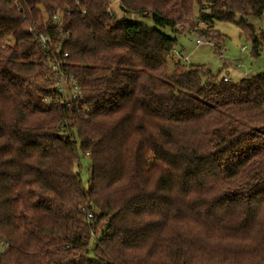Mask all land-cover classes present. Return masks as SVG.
I'll return each instance as SVG.
<instances>
[{"label":"trees","instance_id":"16d2710c","mask_svg":"<svg viewBox=\"0 0 264 264\" xmlns=\"http://www.w3.org/2000/svg\"><path fill=\"white\" fill-rule=\"evenodd\" d=\"M136 14L176 32L198 17L219 47L233 22L264 51L248 22L264 0H0V264H264V72L226 82L174 60L177 40ZM31 25L84 102L47 101Z\"/></svg>","mask_w":264,"mask_h":264},{"label":"rangeland","instance_id":"374dc122","mask_svg":"<svg viewBox=\"0 0 264 264\" xmlns=\"http://www.w3.org/2000/svg\"><path fill=\"white\" fill-rule=\"evenodd\" d=\"M116 5V2L111 4L112 6ZM39 8L43 12V21L47 22L51 19L50 12H47L41 4L38 5ZM195 12L198 13L197 8L195 9ZM56 14L59 18L60 24H63V22H66L67 16L69 14L68 10H65V8L61 9L59 8L57 11L53 13ZM138 16V17H137ZM137 17V21L146 27L153 29L157 28L161 32H163L165 35L176 39V45L175 50L179 52L180 55H188L192 64L197 65H204L208 69L211 70V72L215 75L218 74L219 79L225 75L229 76L231 78V81L234 82L240 81L244 77H247L242 73L243 70H248L250 75H257L261 72H264V51L261 53V55L257 57H253L251 55V42L246 38L245 35L241 34V31L239 27L233 23V22H224L219 21L216 22L214 28L218 29L222 34L225 35V42L220 47V54L223 55L221 57L218 53L215 52V50L209 46H199L196 44L195 40L197 38L198 34H201L202 31L205 29L206 25H204L202 22L198 23V17L195 19L197 31H190L188 26H184L185 29L184 32H176L171 27L165 26L160 27L158 26L153 18L151 16L148 17H141V14H136L135 18ZM42 21H36L35 23L37 25H41ZM248 22L253 24V26L256 28L257 32H264V15L262 16H253L248 17ZM194 23V24H195ZM63 26V25H60ZM180 29V28H178ZM181 30V29H180ZM213 41H217L215 39H212ZM218 45V44H217ZM246 46L247 50L245 52H241V47ZM178 54L173 55V59L180 60L181 57ZM180 58V59H179ZM237 59H240L244 66L240 70H235L234 68L226 67L229 63L233 64ZM184 63V62H183ZM187 64V63H185ZM50 67V63H49ZM50 76L55 81L52 73H50ZM45 78V77H44ZM44 78H40V81L45 80ZM53 87H55V82L53 84ZM82 155V154H81ZM90 175H91V160L88 156H82L80 161V177L82 185L85 189H88L90 184ZM95 240L92 241L90 244V249L93 248ZM5 248V245L3 243H0V252Z\"/></svg>","mask_w":264,"mask_h":264},{"label":"built area","instance_id":"2783aa9c","mask_svg":"<svg viewBox=\"0 0 264 264\" xmlns=\"http://www.w3.org/2000/svg\"><path fill=\"white\" fill-rule=\"evenodd\" d=\"M52 21L53 23L57 24V25H64L65 22H63V24H60V18L55 14H53L52 16ZM36 24H34L35 27ZM32 25L29 27L30 32L34 35L36 42L44 49L47 50L51 55V59L49 61L50 63V69H51V73L55 79V87L54 90L57 92V96L56 99H52V98H48L47 101L48 102H55L57 105L59 106H63L68 104L69 102H84L85 97L83 94V91L80 87V84L78 83V81L76 80V78L69 74L63 67L61 64V61L58 59L57 54L60 53V45L57 47H53V40L52 37L44 32V31H37ZM190 31H197V27H190L188 26ZM177 28L183 29L184 25L181 23L177 24ZM196 44L199 46H209L211 48H213L215 50L216 53H218L221 57H223L222 54H220L219 51L220 47L216 44L215 41H213L211 38L205 36L204 34H198L197 38L195 40ZM247 50L246 46H242L241 47V52H245ZM173 54H179V52H177V50H174ZM68 54L65 53L63 55V62H65V58H67ZM181 57V61H183L184 63L187 64H192L191 60L189 58L188 55H180ZM240 59H237L233 64H228L226 67H230V68H234L235 70H240L243 68L244 64L239 61ZM242 73L244 75H246L247 77H251L252 75H250V73L248 72V70H243ZM223 79L226 82L231 81V78L227 75L223 76ZM83 210H85L83 208ZM86 217L85 220L87 222H90L93 219V213L90 210H86Z\"/></svg>","mask_w":264,"mask_h":264},{"label":"crops","instance_id":"0c3cea01","mask_svg":"<svg viewBox=\"0 0 264 264\" xmlns=\"http://www.w3.org/2000/svg\"><path fill=\"white\" fill-rule=\"evenodd\" d=\"M180 59V58H179Z\"/></svg>","mask_w":264,"mask_h":264}]
</instances>
